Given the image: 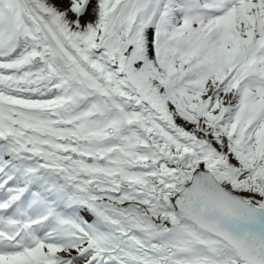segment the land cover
<instances>
[{
    "label": "snow or ice",
    "instance_id": "obj_1",
    "mask_svg": "<svg viewBox=\"0 0 264 264\" xmlns=\"http://www.w3.org/2000/svg\"><path fill=\"white\" fill-rule=\"evenodd\" d=\"M0 264H264V0H0Z\"/></svg>",
    "mask_w": 264,
    "mask_h": 264
}]
</instances>
